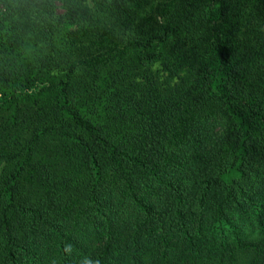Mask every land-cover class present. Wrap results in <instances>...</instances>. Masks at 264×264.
Wrapping results in <instances>:
<instances>
[{
  "label": "trees",
  "instance_id": "16d2710c",
  "mask_svg": "<svg viewBox=\"0 0 264 264\" xmlns=\"http://www.w3.org/2000/svg\"><path fill=\"white\" fill-rule=\"evenodd\" d=\"M0 264H264V0H0Z\"/></svg>",
  "mask_w": 264,
  "mask_h": 264
}]
</instances>
